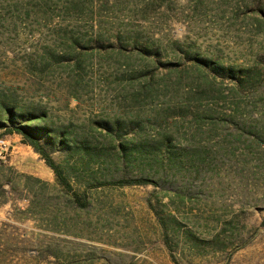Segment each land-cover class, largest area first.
Here are the masks:
<instances>
[{"label": "rangeland", "instance_id": "1", "mask_svg": "<svg viewBox=\"0 0 264 264\" xmlns=\"http://www.w3.org/2000/svg\"><path fill=\"white\" fill-rule=\"evenodd\" d=\"M3 103L97 148L0 138V264H264V0H0Z\"/></svg>", "mask_w": 264, "mask_h": 264}, {"label": "trees", "instance_id": "2", "mask_svg": "<svg viewBox=\"0 0 264 264\" xmlns=\"http://www.w3.org/2000/svg\"><path fill=\"white\" fill-rule=\"evenodd\" d=\"M202 63L208 65L211 69L219 73H226L230 75L231 78L236 80L240 86H252L256 85L262 81V75L260 71L254 72L249 68H236L233 66L226 67L219 61H215L211 64V60L204 59ZM254 72V73H253ZM18 133L22 136V141L31 145L35 151H37L45 162L52 168L56 175L58 182L64 187V189L71 193L73 200L80 207L85 208L88 206L89 200L87 192H79L74 189L73 185L70 183L68 176L64 171V167L59 164L53 157L52 152L54 150L65 148L73 149L77 153L90 155L94 153L93 150L97 148L96 145L92 143L89 138H82L76 140L75 136L69 132L66 127H56L49 123L48 113L44 110L38 109H21L18 110L6 103L0 104V138L4 137L6 134ZM146 145V144H145ZM145 145L131 146V151L133 154L139 155L143 151L147 150ZM166 150L172 151V142L166 141ZM124 147V149H127ZM156 149H161L162 145H156ZM123 149V150H124ZM125 151V150H124ZM126 150V157L129 158L132 152ZM149 151H147L148 153ZM123 156V153L122 155ZM84 158V156H82ZM130 159V158H129ZM151 177L148 176H128L124 175L119 178H112L103 181H98L94 183V186L110 185V186H127V185H145L154 183ZM166 243L170 250L172 249V244L170 238L166 237ZM174 261L180 264L178 260L172 255Z\"/></svg>", "mask_w": 264, "mask_h": 264}, {"label": "built area", "instance_id": "3", "mask_svg": "<svg viewBox=\"0 0 264 264\" xmlns=\"http://www.w3.org/2000/svg\"><path fill=\"white\" fill-rule=\"evenodd\" d=\"M7 150H8L7 144L1 141L0 142V160L5 158Z\"/></svg>", "mask_w": 264, "mask_h": 264}]
</instances>
